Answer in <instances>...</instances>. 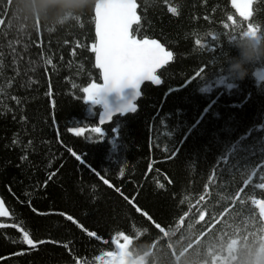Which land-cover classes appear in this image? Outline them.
<instances>
[{
    "label": "trees",
    "instance_id": "1",
    "mask_svg": "<svg viewBox=\"0 0 264 264\" xmlns=\"http://www.w3.org/2000/svg\"><path fill=\"white\" fill-rule=\"evenodd\" d=\"M94 3L0 0V264H104L117 233L141 264H239L264 246V61L226 73L247 22L231 0H136L131 30L173 58L135 113L99 126L82 92L99 82ZM250 11L264 37V0Z\"/></svg>",
    "mask_w": 264,
    "mask_h": 264
},
{
    "label": "snow or ice",
    "instance_id": "2",
    "mask_svg": "<svg viewBox=\"0 0 264 264\" xmlns=\"http://www.w3.org/2000/svg\"><path fill=\"white\" fill-rule=\"evenodd\" d=\"M251 2L252 0H231V6L241 20L247 22L246 30H241L243 34L252 33L258 35L257 27L249 21L252 15L250 11ZM136 8L137 5L134 0H95L93 6L95 42L91 46V51L95 55V67L99 69L103 86L118 88L121 85H131L136 87L145 81L155 84L154 81L157 76L154 73L156 69L161 68L173 58V53L166 50L157 40L138 38L134 34L136 30H130L131 26L138 22ZM168 10L175 14L176 10L174 8H169ZM228 20L231 21L232 16H228ZM234 38L235 36H232L230 41ZM204 71L205 69H200L196 73V78L200 77ZM101 90L102 88L97 83L87 84L86 87L82 88L83 100L95 98ZM104 123L105 119L99 121L100 125ZM69 130L74 131L77 136L82 135L84 131L80 127ZM90 131L100 137L102 135V128L99 126L92 127ZM13 143H16V141L13 140ZM75 158L83 164L81 155L75 154ZM105 183H107L106 180ZM245 184H247V181H245ZM261 187H264V185H261ZM236 195L239 196L240 193L237 192ZM128 203L132 204V201L129 200ZM253 203L257 205L260 212L264 202L253 201ZM133 207L136 206L133 205ZM136 210L140 212L139 208ZM141 214L147 216L146 213ZM6 215L8 213L4 210L3 204H0V216ZM65 218L70 219L76 227L82 229V226L75 219L71 217ZM148 219L151 220L150 217ZM151 222L157 228H163L155 221ZM14 226L20 233L22 243L35 247L37 242L30 238L29 233L17 225ZM117 234L111 239V244L114 248ZM119 234L123 235V233ZM87 235L92 237L94 233L87 231ZM39 243H43V241H39ZM96 259L100 260V257L98 256ZM104 264H114V261L110 256L104 255Z\"/></svg>",
    "mask_w": 264,
    "mask_h": 264
},
{
    "label": "water",
    "instance_id": "3",
    "mask_svg": "<svg viewBox=\"0 0 264 264\" xmlns=\"http://www.w3.org/2000/svg\"><path fill=\"white\" fill-rule=\"evenodd\" d=\"M136 3V0H134ZM134 23L131 26L135 25ZM130 29V30H131ZM93 35H94V42H95V31H94V14H93ZM170 61L164 64L161 68L156 69L155 75L164 68ZM93 67L98 71L95 67V55L93 53ZM94 83V82H91ZM153 84L150 81L142 82V84H138L136 87L131 85H121L118 88H112L110 86H103V81L100 79L99 74V82L97 83L98 86L102 88L100 93L93 99L85 100L86 104L91 108H99L100 112L97 118V123L99 126L108 125L111 123L112 119L118 116H125L128 114H133L137 111V103L141 97V89L145 84H149L153 87H158L161 84L160 79L157 76V79L154 81ZM105 119V123L103 125L99 124V121ZM143 256L141 259L137 261H132L134 264H141L144 260Z\"/></svg>",
    "mask_w": 264,
    "mask_h": 264
},
{
    "label": "clouds",
    "instance_id": "4",
    "mask_svg": "<svg viewBox=\"0 0 264 264\" xmlns=\"http://www.w3.org/2000/svg\"><path fill=\"white\" fill-rule=\"evenodd\" d=\"M19 3V0H16ZM237 55L227 60L226 73L235 79H242L247 74V65L264 61V37L243 31L237 34L233 42ZM239 264H264V246L251 244L246 246L239 259Z\"/></svg>",
    "mask_w": 264,
    "mask_h": 264
},
{
    "label": "rangeland",
    "instance_id": "5",
    "mask_svg": "<svg viewBox=\"0 0 264 264\" xmlns=\"http://www.w3.org/2000/svg\"><path fill=\"white\" fill-rule=\"evenodd\" d=\"M260 212L264 216V206H261ZM115 249L114 254L108 255L113 259L114 264H134L128 257L126 251L127 245L125 243H116Z\"/></svg>",
    "mask_w": 264,
    "mask_h": 264
}]
</instances>
